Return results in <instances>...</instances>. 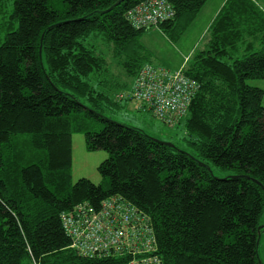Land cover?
Wrapping results in <instances>:
<instances>
[{
    "label": "trees",
    "instance_id": "1",
    "mask_svg": "<svg viewBox=\"0 0 264 264\" xmlns=\"http://www.w3.org/2000/svg\"><path fill=\"white\" fill-rule=\"evenodd\" d=\"M145 1L0 0V264H126L77 255L60 222L113 195L150 216L162 264H264V91L247 84L264 79V0H225L186 60L188 151L104 115L130 100L103 47L133 84L152 65L143 35L178 40L208 0H166L172 18L135 29ZM75 133L107 153L99 184L71 182Z\"/></svg>",
    "mask_w": 264,
    "mask_h": 264
},
{
    "label": "built area",
    "instance_id": "2",
    "mask_svg": "<svg viewBox=\"0 0 264 264\" xmlns=\"http://www.w3.org/2000/svg\"><path fill=\"white\" fill-rule=\"evenodd\" d=\"M174 15L166 0H147L127 13L135 29L156 27ZM199 90L196 81L182 68L169 71L163 67L144 65L132 86L117 92L115 99H129L140 110L168 128H174L187 116ZM60 222L70 246L83 258L125 256L126 264H162L157 254V241L151 218L126 198L113 195L97 207L88 202L61 213Z\"/></svg>",
    "mask_w": 264,
    "mask_h": 264
},
{
    "label": "rangeland",
    "instance_id": "3",
    "mask_svg": "<svg viewBox=\"0 0 264 264\" xmlns=\"http://www.w3.org/2000/svg\"><path fill=\"white\" fill-rule=\"evenodd\" d=\"M224 2L225 0H208L198 16L176 41H169L158 29L146 32L141 38V42L150 53L152 65L163 67L169 71H176L180 66L183 68L188 58L191 59L194 54L206 47L208 25ZM103 48L105 50L103 56L108 61L110 72L120 83H126L127 88L125 90L130 89L132 79L127 78L121 67L112 59L106 47ZM247 84L260 87L264 91V79L248 80ZM104 115L114 122L140 129L155 140L172 143L182 150H189L186 146V133L184 130L187 116L182 119L181 124L176 125L174 128H168L155 119L149 111L138 110L137 104L130 101H124L123 103L121 101L120 107L109 109ZM105 158H107L105 151H89L86 149L82 133L73 134L71 182L75 183L81 178H86L94 184L101 183L102 178L97 171V167ZM211 170L215 177L224 178L234 175L233 170L221 169L217 166H211ZM263 247L264 232L259 242L260 253H262Z\"/></svg>",
    "mask_w": 264,
    "mask_h": 264
},
{
    "label": "water",
    "instance_id": "4",
    "mask_svg": "<svg viewBox=\"0 0 264 264\" xmlns=\"http://www.w3.org/2000/svg\"><path fill=\"white\" fill-rule=\"evenodd\" d=\"M166 144L169 145L170 147H174L172 143H166Z\"/></svg>",
    "mask_w": 264,
    "mask_h": 264
},
{
    "label": "crops",
    "instance_id": "5",
    "mask_svg": "<svg viewBox=\"0 0 264 264\" xmlns=\"http://www.w3.org/2000/svg\"><path fill=\"white\" fill-rule=\"evenodd\" d=\"M217 12H218V11H217ZM197 16H198V15H197ZM212 20H213V19H212ZM212 20H211V21H212ZM210 23H211V22H210ZM210 23H209V25H210ZM209 25H208V26H209ZM185 60H186V59H185ZM181 68H182V66H180L177 70H179V69H181Z\"/></svg>",
    "mask_w": 264,
    "mask_h": 264
}]
</instances>
